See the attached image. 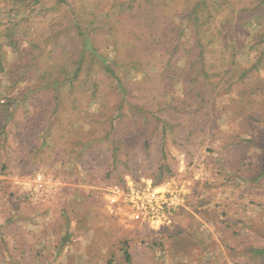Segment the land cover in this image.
<instances>
[{"label":"rangeland","instance_id":"obj_1","mask_svg":"<svg viewBox=\"0 0 264 264\" xmlns=\"http://www.w3.org/2000/svg\"><path fill=\"white\" fill-rule=\"evenodd\" d=\"M113 1L69 0L65 14L67 7L51 10L54 0L41 7L0 0V264H264V254L254 253L264 248V4L255 9V24L236 20L222 28L237 31L240 66L256 65L232 86L216 72L210 83L194 84L186 64L193 30L185 0H175L139 22L112 17L94 33L110 60L113 23L123 35V86L87 66L76 88L62 85L68 93L60 110L43 109L41 94L25 98L36 78L24 71L36 75V65L28 68L48 55L27 49L57 46L51 59L70 69L65 51L77 55L79 45L68 27L72 9L104 15ZM233 1L252 7L264 0ZM135 26L153 44L147 53L128 46ZM206 60L216 71L215 54ZM88 78L101 80L99 97L81 87ZM238 165L258 179L237 177ZM171 178L189 188L183 232L170 231L173 222L156 230L124 225L107 209L115 184ZM202 223L209 226L201 230Z\"/></svg>","mask_w":264,"mask_h":264},{"label":"trees","instance_id":"obj_2","mask_svg":"<svg viewBox=\"0 0 264 264\" xmlns=\"http://www.w3.org/2000/svg\"><path fill=\"white\" fill-rule=\"evenodd\" d=\"M21 1V0H19ZM36 6H43L47 0H31ZM115 0L111 4V8L114 12L105 13L101 15L98 11H90L87 7L80 6L79 11L72 9L71 20L68 27L75 29V40L77 38L78 54L72 51H65V54L70 55L65 64H70L71 68L57 67L58 64L54 59H51V55L57 52V46H54L48 52H43L38 45L33 44L27 49V54L31 55L35 50L38 52V56L48 54L46 57H42L39 62L35 63L30 67L25 66L28 69H32L36 65L35 73L28 75V71H24L28 76L27 78H36L34 88L31 92H27L25 98H29V101H35L36 96H42L44 102H47L43 109L52 108L58 111L61 108V102L65 98L68 92H65L62 85L65 83L70 84V88H76L75 84L79 81L81 74L84 70H87V66L91 67L94 72L96 69H100L101 75L107 76L109 80L116 79L123 86V82L119 79V73L117 67L121 64V48L125 44L121 41L123 36L121 33L115 31L114 23L112 24V45L115 47V58L110 60L108 56L104 55L101 50V46L98 44L97 38L95 37L96 31H102L105 25H108L109 20L112 17H123L124 15H132V18H137L140 21L144 12L154 14L156 8L162 6H171L175 0ZM139 2L143 3V6L139 5ZM252 7L248 4L237 3L233 0H185L184 7L188 13L189 23L192 28V44L186 50L187 55V66L193 75L194 84L200 82L210 83L214 72L221 78H226L227 84L225 87L232 86L233 82L243 81L253 70L256 65L250 68H244L240 66L237 60L239 51L240 41L236 36L237 31L228 33L222 28L227 25H234L236 20L240 23L252 25L256 23L254 19L255 9L259 4H264V1L252 2ZM62 7H67L65 14L70 9L71 4L69 0H54V4L51 8L54 12L59 11ZM142 7V8H141ZM79 12V13H78ZM64 14V15H65ZM63 15V16H64ZM114 19V18H112ZM217 22V30L213 29V24ZM189 26V27H190ZM67 27V28H68ZM136 30V31H135ZM132 41H128V46L135 47L133 49L142 48V52L147 53V48L152 47L153 44L147 45L146 33L143 31V26H135L132 31ZM238 45V47H237ZM207 53L215 54L216 60L219 62V67L215 70L216 64L212 61L207 62ZM33 61V60H32ZM31 61V62H32ZM53 63V65H49ZM60 63V62H59ZM61 64V63H60ZM69 66V65H68ZM60 68V69H59ZM57 69H59L57 71ZM23 78V79H22ZM25 80L24 75L20 78ZM84 82V83H83ZM81 87H86L92 91L94 98L100 96L101 80L96 78L94 80L88 78L83 80ZM209 85V84H206ZM31 93V94H29ZM38 93V95H35ZM101 99V97H100ZM5 102V101H4ZM3 104H6L4 103ZM55 103V104H54ZM13 112H9L11 117ZM4 128V127H3ZM1 130L0 133L4 132ZM229 164L228 166H230ZM234 174L241 178H251V180H257L258 177H248V170L234 166ZM139 181V180H138ZM126 183V182H125ZM124 183V184H125ZM157 184V183H156ZM255 254L263 255L264 248H258L254 250Z\"/></svg>","mask_w":264,"mask_h":264},{"label":"built area","instance_id":"obj_3","mask_svg":"<svg viewBox=\"0 0 264 264\" xmlns=\"http://www.w3.org/2000/svg\"><path fill=\"white\" fill-rule=\"evenodd\" d=\"M107 209L111 214L134 221H146L161 229L172 222L175 211L186 202L182 185L156 184L153 179H129L115 184L106 195Z\"/></svg>","mask_w":264,"mask_h":264},{"label":"crops","instance_id":"obj_4","mask_svg":"<svg viewBox=\"0 0 264 264\" xmlns=\"http://www.w3.org/2000/svg\"><path fill=\"white\" fill-rule=\"evenodd\" d=\"M171 180H172V182H171V184L172 183H176V184H180V185H182L183 186V188L185 189V191H186V201H187V198H188V191H189V188L186 186V184H184L181 180H177V182L175 181V178H171ZM167 182H170V181H167ZM160 184H162V185H165V184H168V183H166V182H163V183H160ZM188 190V191H187ZM186 205V202H185V204L183 205V206H181V207H178V209L175 211V213H174V217L172 218V222H173V226L171 227V229H170V231H176V230H181L182 232L183 231H185L186 230V226H185V224H186V222H185V219H184V217H182V219H179L181 216H180V211H181V209L182 208H184V207H186L185 206ZM197 216H198V214H196ZM200 218V217H199ZM118 220H119V222H121L122 224H124V225H128V226H132V225H141L140 227H142V228H144V230H147L146 228H151V229H153V230H156L157 228H155V227H153L150 223H148V222H146V221H134V220H131V219H127V218H123V217H118ZM201 225V224H200ZM148 226V227H147ZM197 226V225H196ZM199 226V225H198ZM197 226V228H199ZM206 226H209V224L208 223H206V224H204V223H202V228H201V230H204L205 229V227ZM204 228V229H203ZM218 227H216V229H217ZM141 230H143V229H141ZM158 231V230H157ZM208 233H209V235H214L215 236V230L213 231V233L214 234H212L211 233V231L209 230V231H207ZM207 233V234H208ZM209 235H206V237H208ZM206 243H207V241L206 242H204V243H197L196 245H199V246H197V247H195L194 248V250H196V251H202V250H204L205 248L203 247V246H206ZM142 249V248H141ZM183 254H185L184 252H183Z\"/></svg>","mask_w":264,"mask_h":264}]
</instances>
